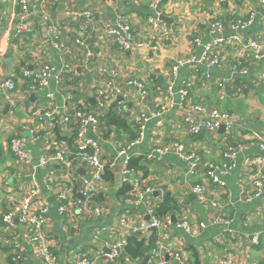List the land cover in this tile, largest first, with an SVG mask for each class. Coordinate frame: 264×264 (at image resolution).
<instances>
[{
	"label": "crops",
	"instance_id": "0c3cea01",
	"mask_svg": "<svg viewBox=\"0 0 264 264\" xmlns=\"http://www.w3.org/2000/svg\"><path fill=\"white\" fill-rule=\"evenodd\" d=\"M29 2L30 9L35 14L29 23L35 27V32L17 39L14 32L20 10L16 0H0V264H12V232L4 227L1 220L6 210L5 200L10 196L6 189H15L12 195L21 197L22 190L32 180V176L40 186L47 180L46 170L32 169L39 154L36 142L28 145L27 154L31 161L28 165H22L9 150L8 140L11 136H23L28 130L35 129L39 130L42 143H45L44 139L51 140L62 136L67 140L71 138L70 144L65 139L62 140H65L63 142L66 143L64 146L67 155L72 156L76 151L74 134L71 136L73 122L66 126L61 123L65 114L64 100L70 95L71 107L83 110L93 108V86L98 79L105 76L101 72L116 69L122 74L128 94V103L122 115L128 120L129 130L128 133L120 132L118 135L113 130L111 134L118 143L124 142V146L135 136L134 128L143 114L150 117L166 107L169 101L166 86L172 80L171 66L179 58L200 55L203 44L212 39L208 32L211 21L219 20L222 23L225 37L237 36L242 43L253 39L264 40V8L258 0H227L223 3L218 0H162L159 19L162 21V29L166 30L165 35L160 31L152 32L147 23L148 17H156L149 7L153 4L152 1L122 0L120 13L131 24L134 39L151 41L155 47L134 49L131 52L120 51L108 37L102 36L101 40L98 39V35L90 28L86 32L79 31L77 23L65 17L66 10L91 9L101 19L111 20V10L103 0H59L52 8H44L40 0ZM43 14L48 15L63 29L62 34L55 40L57 48L53 47V41L47 37ZM250 16L252 22L249 26L244 29L232 28L233 23L245 21ZM195 38H199V45L193 44ZM76 39L83 41V48L75 47L73 42ZM31 50L33 54H30ZM214 53L219 59L215 68H184L178 72L174 82L182 85L186 91L187 106L205 104L235 113L236 124L233 132L226 134L220 128L216 132L190 136L186 131L183 114L166 115L160 127L152 119L147 123L142 143L132 149V158H142L139 164L141 168L136 169L134 166L135 169H132L136 177L142 179V186L161 187L176 203L178 210L171 213L173 221L185 219L197 226L191 235L182 233L174 224L168 227L166 242L170 250H174V244L179 242L178 246L184 250L190 264H219L222 261L229 264H261L264 263V193L260 199L249 202L244 201V197L250 191L255 175V171L245 164V160L258 154L256 145L245 136L252 130L264 134V61L253 59V53L241 48L239 42L218 46ZM39 56L42 57L40 62ZM237 61L246 69L245 73H233ZM44 63H49L60 71L58 80L50 83L49 88L54 99L48 103L42 93L28 91L30 83L23 80L19 73L21 68L39 70ZM10 76L17 80V91L13 95L16 104L14 118L8 116L13 107L4 101L7 90L1 86ZM224 79L228 80V84L219 87L218 83ZM132 80H140L146 85L149 95L144 101L137 99L136 89L131 85ZM47 109L54 110L58 115L49 118ZM173 143L182 144L185 153L193 159L181 160L173 152L148 158L152 150L171 147ZM228 145L235 148L238 154L235 168L225 180L226 186L220 188L210 183L208 171L210 166L221 167L227 164L223 153ZM101 146L103 158L104 154L107 157L112 150L106 141ZM112 157L114 154L110 153L109 159L112 160ZM192 163L196 164L194 173L187 174ZM75 169L80 177L89 171L84 164ZM111 171L115 183L104 179V188L100 189L104 199L102 207L115 212H121V209L125 211L129 207L133 214L147 220L143 205L132 207L126 205L122 197H116L118 189L114 188L117 185L120 188L119 166ZM107 179H112L110 173ZM53 183H56V179ZM196 184L206 185V201L199 202L193 194L191 187ZM147 197L144 196L143 202L148 201ZM41 205L49 207V230L54 236L52 249L57 257V264H75L86 253L100 252V246L89 251L91 248L86 246L88 239L85 237L91 227H98V221L84 219L74 231L65 227L56 212L57 195L54 190L48 192L42 189L33 213H37V207ZM221 218L230 220V224H212L214 220ZM101 223L108 226L114 224L112 218L102 220ZM202 223L209 226L201 230L198 225ZM16 233L21 239L20 226ZM129 233L145 238V234L141 236ZM255 234L259 239L258 243L253 244L251 236ZM149 239L150 237L147 241ZM70 250L73 251L72 255ZM26 257L29 264H43L31 250L27 249Z\"/></svg>",
	"mask_w": 264,
	"mask_h": 264
},
{
	"label": "built area",
	"instance_id": "2783aa9c",
	"mask_svg": "<svg viewBox=\"0 0 264 264\" xmlns=\"http://www.w3.org/2000/svg\"><path fill=\"white\" fill-rule=\"evenodd\" d=\"M59 0H40L43 7L52 8ZM106 6L111 10V20H103L99 14L91 9L82 11H65L66 19H69L78 25L81 32H86L89 28L98 35L101 40L102 36L112 39L114 45L122 52H131L134 49L155 48L151 41H136L131 24L120 13V4L122 0H103ZM153 2L149 7L155 13L156 17H148L147 23L151 27V31L156 33L160 31L163 35L166 30L162 29V21L159 19V7L162 0H150ZM227 0H218L219 3ZM50 2V3H49ZM259 4L264 8V0H258ZM17 7L20 13L16 21V29L14 37L17 39L31 35L35 32V27L29 23L34 11L30 9L29 0H16ZM42 20L45 25L46 34L50 41H53V47L58 45L55 40L62 34L63 29L57 25L48 15L43 14ZM252 22V16L245 21L233 23L232 28L244 29ZM208 32L212 36L210 42L203 44L202 51L199 56L193 55L187 58H179L170 68V76L172 80L167 83L166 91L169 96V101L166 107L160 112L148 117L143 114L140 118L141 124L139 127L140 139H132L126 145L119 146L115 136L111 134L104 139L100 131V118L108 111L111 105L117 113L122 114L125 105L128 103V94L125 90V83L122 74L116 69L108 71L103 70L101 73L105 75L96 81L93 86L94 106L91 109H78L71 107L70 95L64 100L63 109L65 114L62 117L61 123L66 126L73 122L75 129L74 144L76 151L72 156L67 155L65 143L59 142L56 139H44L45 143L40 141L42 137L39 135V130L31 129L23 136H11L8 140L10 152L15 157L16 161L22 165H28L31 157L28 156V145L36 142V147H39V154L36 157L33 170H46L47 180L43 184L32 176V180L22 190L21 197L12 195L15 192L13 188H7L10 196L5 200L6 210L2 214L1 220L4 227L11 231L10 236V257L12 264H29L27 257V249L31 250L43 264H57V257L53 251L54 236L50 232L51 219L49 216V207L41 205L37 207V213H33V207L42 192V189L50 192L55 191L57 195L56 212L60 217L61 223L65 227L77 230L79 222L84 219H90L97 222L98 227H91L88 230L87 245L91 248L89 251L95 250L100 246L102 249L98 253H86L80 256L75 264H113L121 261V264H141V260H132L130 257L121 259L124 248L128 244V238L132 236L129 232L143 235L148 239L156 233V244L154 248L145 255L148 257L146 264H190L184 250L179 248V242L174 244L175 249L170 250L166 242V231L168 227H175L186 235L197 229L188 220L181 219L173 221L171 215L160 217L156 215L155 209L160 204L165 196V191L161 187L143 185L140 177H136L133 169L129 167V161L133 157L132 149L141 144L147 123L154 119L156 126L160 127L162 119L170 114H183V121L186 123V131L190 136H197L203 133L216 132L220 128L224 129L226 134L233 132L236 124L235 113L227 110H219L213 107H208L205 104H192L187 106V93L182 85L174 82L178 72L186 69H199L206 67L213 69L219 63L214 50L218 46H228L234 42H239L241 48L251 51L253 59L256 61H264V40H251L245 43L237 36H224V27L219 20L211 21L208 25ZM154 39H152L153 41ZM74 45L77 49L83 48V41L76 39ZM194 45H199V38L193 39ZM245 73L246 69L241 67L237 61L233 68L235 72ZM19 73L23 80H30L31 84L28 91L32 93H42L45 100L51 102L54 99V94L50 91V83L52 80H58L60 71L56 70L52 65H46L44 68L32 71L26 68H21ZM264 79V72L262 74ZM132 86L136 89V97L139 101H144L149 95L147 87L140 80H132ZM228 84V80L224 79L218 83L219 87H224ZM1 86L7 90L4 96V101L12 104L13 110L8 115L14 118L16 104L14 102V93L17 91V80L14 76L5 79ZM57 113L52 109H47V116L54 118ZM92 134L96 140L88 137ZM245 138L256 145L258 154L245 160V164L255 171L253 176L250 191L245 195L244 201H252L260 199L264 193V134L257 130L250 131ZM106 141L109 148L112 150V160L109 159L110 153L103 158L102 142ZM175 153L181 160H192L191 155L185 153V149L180 143H173L171 147H163L148 154V158H155L154 153L158 156H163L168 153ZM238 151L226 146L223 158L225 165L221 167H212L208 171L210 183L220 188L226 186V178L230 171L235 168V159ZM87 165L89 171L81 177L79 188L75 189L74 175L75 168L80 165ZM57 169H54V167ZM119 166V185L129 186L130 190L125 196H121L122 200L127 205L139 207L143 205L146 208L147 220L140 218L132 213L131 209H126L121 212L110 211L101 205H95L90 199L100 193V189L104 188V176L109 169ZM195 163L191 164V168L187 174L194 173ZM56 172V173H55ZM56 179V183H53ZM59 182V183H57ZM192 192L199 202L207 200L208 189L205 184H196L192 187ZM148 196V201L143 202L144 196ZM155 195V198H152ZM120 197V199H121ZM79 218V219H78ZM112 218L114 224L112 226L101 223L102 220ZM78 221V222H77ZM213 225L228 226L230 220L216 219ZM20 226L21 239L17 236L16 230ZM209 226L207 223L199 224L201 230ZM228 229V227H226ZM81 236V235H80ZM258 235L251 236L253 244L258 243ZM147 245V243H146ZM70 255L73 251L70 250ZM78 256V254L76 255ZM75 256V257H76ZM123 261V262H122ZM219 264H229L225 261ZM264 264V263H261Z\"/></svg>",
	"mask_w": 264,
	"mask_h": 264
},
{
	"label": "trees",
	"instance_id": "16d2710c",
	"mask_svg": "<svg viewBox=\"0 0 264 264\" xmlns=\"http://www.w3.org/2000/svg\"><path fill=\"white\" fill-rule=\"evenodd\" d=\"M28 83L31 84V81L29 80ZM57 127H58V124H57V126H55V129ZM72 128H73V133H71V136L74 134V138H75V129H74L73 125H72ZM113 130L114 131L116 130L117 135L120 132L128 133L127 131L129 130V124H128L127 118H125L124 115L117 113L116 110L114 109V105H111L109 107L108 111L100 118V131H101L102 137L104 139L108 138ZM56 135L58 137H60L59 133H56ZM65 138L62 136L60 138H56V140L59 142H63L66 140L70 144L71 138H69L68 140ZM74 138H73V141H74ZM62 139H65V140H62ZM71 145L74 146V144H71ZM141 159H142L141 157L131 158L129 161V167L131 169L132 168L135 169L134 166L136 167V169L141 168L139 166ZM111 170L112 169L107 170V172L104 176V179L111 181V183L113 184V183H115V178H114L113 171H111ZM109 173H110V178H112V179H107V175ZM74 175L76 177V180L74 182V187H75V189H77V188H79V186L81 184V181H80L81 177L76 173V169H75ZM114 189H116V190L118 189L116 192V197H121V196H125L128 193V191L130 190V187L123 185L120 188H118V185H117V187ZM90 201L92 203H94L95 205H101L102 206L104 204V199H103L102 193L101 192L96 193L90 199ZM127 209H129V207H127ZM177 210L178 209H177L176 203L172 200V198L169 197L168 194L167 195L165 194L164 198L162 199L160 204L155 209V213H156V215L163 217L166 215H172L171 213H174ZM173 216H175V215H173ZM147 240L148 239L140 238V237H137L136 235L130 236L128 238V244L124 248V251L122 253L121 259L128 256L132 260H141L150 251V249L155 245L156 233H153V235L150 237L149 241H147ZM146 243H147V245H146ZM113 264H121V261L119 260V262L113 263Z\"/></svg>",
	"mask_w": 264,
	"mask_h": 264
},
{
	"label": "rangeland",
	"instance_id": "374dc122",
	"mask_svg": "<svg viewBox=\"0 0 264 264\" xmlns=\"http://www.w3.org/2000/svg\"><path fill=\"white\" fill-rule=\"evenodd\" d=\"M50 3V2H49ZM95 12V11H94ZM34 52L31 50L30 51V54H33ZM40 58H42V57H38V61L40 62ZM46 65H50L51 67H52V65L51 64H49V63H44V64H42V68H44V67H46ZM140 124H141V120H138V122H137V126H135V136H133L132 137V139H140V131H139V127H140ZM120 142H122V141H120ZM124 144V142L123 143H119L118 145L119 146H121V145H123ZM154 150H157V149H154ZM154 150H152V151H154ZM152 151L150 152V153H152ZM149 153V154H150ZM154 155H155V157H160V156H158V154H156V153H154Z\"/></svg>",
	"mask_w": 264,
	"mask_h": 264
},
{
	"label": "water",
	"instance_id": "95a60500",
	"mask_svg": "<svg viewBox=\"0 0 264 264\" xmlns=\"http://www.w3.org/2000/svg\"><path fill=\"white\" fill-rule=\"evenodd\" d=\"M221 130H224V129H223V128H221ZM88 137H89V138H91V139H94V140H96V138H95V137H93L92 135H88ZM54 168H57V167L55 166ZM147 259H148V257H147V256H144V258H143V260H142L141 264H146V263H147Z\"/></svg>",
	"mask_w": 264,
	"mask_h": 264
}]
</instances>
